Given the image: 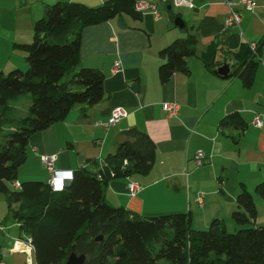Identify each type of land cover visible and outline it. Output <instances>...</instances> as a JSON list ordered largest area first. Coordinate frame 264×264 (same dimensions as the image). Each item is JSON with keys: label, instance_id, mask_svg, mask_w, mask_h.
Returning <instances> with one entry per match:
<instances>
[{"label": "crops", "instance_id": "0c3cea01", "mask_svg": "<svg viewBox=\"0 0 264 264\" xmlns=\"http://www.w3.org/2000/svg\"><path fill=\"white\" fill-rule=\"evenodd\" d=\"M105 1L0 0V75L27 67L19 47L32 41L33 25L48 5L70 2L94 8ZM179 1L137 0L156 5L160 18L144 11L137 20L122 15L80 32L77 68L102 73L103 98L91 108L74 105L66 118L29 136L26 160L18 169L16 183L47 184L49 173L40 163L44 155H57L55 167L72 173L91 162L102 163L122 142L121 132L134 128L154 143L153 166L146 175L134 174L104 185L107 205L143 217L189 213L194 230H206L218 220L227 232H234L241 227L231 215L238 209L236 197L244 187L261 211L251 226L264 224L263 200L254 192L264 182V0H256L252 11L244 10L237 0ZM226 1L241 14L239 28L223 27L229 12ZM176 17L184 21L186 29H177L173 23ZM188 34L196 39V55L187 59L189 72L175 73L161 84L159 51ZM249 42L259 44L249 88L243 87L236 75L222 79L211 72L213 65L234 56ZM116 63L118 72L113 70ZM173 101L179 104L178 114L168 117L160 105ZM11 108L23 116L20 103ZM115 108H122L127 116L108 129L98 125L106 124ZM233 114L240 116L243 128L222 124ZM257 114L262 119L259 128L253 125ZM197 152L204 154L200 167L193 157ZM129 183L140 187L133 197L128 194ZM7 186L15 189L13 183ZM198 193L204 195L202 206L196 201ZM5 201L0 193V261L37 264L31 239L20 232ZM19 241L20 248L16 246Z\"/></svg>", "mask_w": 264, "mask_h": 264}, {"label": "trees", "instance_id": "16d2710c", "mask_svg": "<svg viewBox=\"0 0 264 264\" xmlns=\"http://www.w3.org/2000/svg\"><path fill=\"white\" fill-rule=\"evenodd\" d=\"M136 1L107 0L94 8L70 2L48 5L44 16L34 21L32 41L19 47L26 70L0 75V193L9 215L31 239L37 264L65 263L73 245L76 254L85 256L82 264H264V224L251 226L257 212L244 187L236 197L238 209L231 215L241 227L234 232H227L218 220L207 230H194L189 213L143 217L105 203L104 185L134 174L146 175L153 166L155 145L134 128L121 132L122 142L102 163L91 162L74 171L63 192L53 193L40 181H25L13 190L7 186L16 182L26 160L29 136L66 118L74 105L91 108L102 100V73L77 68L80 32L122 15L140 19ZM195 40L188 34L159 51L161 84L175 73L189 72L187 59L196 55ZM258 45L256 55L248 44L234 54L240 63L234 75L245 88L254 79ZM66 75L70 78L63 81ZM72 86L79 90L73 91ZM27 95V113L19 116L11 106ZM226 123L244 127L237 114L222 121ZM254 192L264 201V182ZM97 236L103 239L96 242Z\"/></svg>", "mask_w": 264, "mask_h": 264}, {"label": "built area", "instance_id": "2783aa9c", "mask_svg": "<svg viewBox=\"0 0 264 264\" xmlns=\"http://www.w3.org/2000/svg\"><path fill=\"white\" fill-rule=\"evenodd\" d=\"M175 3H178L180 2L179 0H174ZM191 1V0H190ZM190 1H188V6L189 7H192V4L190 3ZM238 1V4L240 6H242L244 8V10L246 11H252L254 10L255 8V2L256 0H237ZM135 9L136 11H138L139 13H142L144 11H150L153 15V17L155 19H159L160 17V14L156 11V5L154 4H142V3H135ZM226 6L228 7V10L229 12L227 13L228 16L226 17V19L224 20V23H223V27L224 28H231V27H238V25H240V22H241V14L239 11H237L235 9V6L233 3L229 2V1H226ZM248 44V47L250 49V51L256 55V50H257V44L255 42H249L247 43ZM257 57V56H256ZM115 72H118L120 71L119 70V64H115L114 65V69H113ZM179 104L177 102H163L160 107H162V110L166 113V115L168 117H175L177 116L178 114V110H179ZM127 116L126 112L122 109V108H115L112 112H111V116H110V119L107 120V123L105 124H98V125H102L104 127V129H108L109 127L111 126H114L116 125L119 120H122L123 118H125ZM253 125L255 127H261L262 126V119H261V116L260 115H256L253 119ZM204 154L202 152H197L194 157V161H195V165L196 167H200L203 163V160H204ZM40 160L43 164V166L47 169L48 171V175H49V179L47 181V185H48V188H50V190L53 192V193H60V192H63L65 190V188L68 186V184L71 182L72 178H69L66 173L67 171H63V170H60V169H57L55 167V161L57 160V155H50V156H42L40 157ZM62 180L63 181V188L62 190H55L54 189V184H53V181L54 180ZM128 186V194L130 197H133L135 196L139 190H140V187L139 185L135 184V183H129L127 184ZM13 186L15 187V189H18L20 188V184L18 183H13ZM203 196L202 193H198L197 194V198H196V201H197V204L199 206H202L203 205ZM29 243H31V241L29 240ZM16 246H19V248L22 246V243L19 241V244L16 243ZM0 264H4L3 262L0 261Z\"/></svg>", "mask_w": 264, "mask_h": 264}, {"label": "water", "instance_id": "95a60500", "mask_svg": "<svg viewBox=\"0 0 264 264\" xmlns=\"http://www.w3.org/2000/svg\"><path fill=\"white\" fill-rule=\"evenodd\" d=\"M169 9V8H168ZM174 25L177 29L182 30L185 27L184 21L180 17H176L173 21ZM240 63L235 60L234 56H227L221 64L213 65L210 70L213 74H215L218 78L227 79L235 74V72L239 69ZM67 188V187H66ZM103 238L101 236L95 237V241L99 242ZM75 246L71 247V252L66 258L65 263L63 264H82L85 261V256L83 254L75 253Z\"/></svg>", "mask_w": 264, "mask_h": 264}, {"label": "rangeland", "instance_id": "374dc122", "mask_svg": "<svg viewBox=\"0 0 264 264\" xmlns=\"http://www.w3.org/2000/svg\"><path fill=\"white\" fill-rule=\"evenodd\" d=\"M165 13V12H164ZM167 14V13H166ZM22 71H25L26 70V68H23V69H21ZM70 78V75H66L64 78H63V81H66L67 79H69ZM72 90L73 91H77V90H79V88L78 87H76V86H72ZM27 97V99L25 100V99H23V98H26ZM26 97H23V98H21V101L19 102L20 103V105H21V107H23V111H22V115H25L27 112V110H28V107H29V105H30V97H29V95H27ZM263 203L262 204H264V201H262ZM256 212H259V214H260V212L261 211H259V208H257L256 209ZM259 225H261V224H259ZM258 226V225H257ZM207 230V229H206ZM229 232V231H228ZM231 232V231H230Z\"/></svg>", "mask_w": 264, "mask_h": 264}, {"label": "clouds", "instance_id": "9594fccd", "mask_svg": "<svg viewBox=\"0 0 264 264\" xmlns=\"http://www.w3.org/2000/svg\"><path fill=\"white\" fill-rule=\"evenodd\" d=\"M66 175L69 177V178H72L73 177V173L72 172H67ZM53 184H54V189L59 191V190H62L64 184H63V181L62 180H54L53 181Z\"/></svg>", "mask_w": 264, "mask_h": 264}]
</instances>
